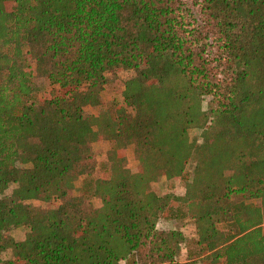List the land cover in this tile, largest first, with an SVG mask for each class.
I'll return each mask as SVG.
<instances>
[{"label":"trees","instance_id":"obj_1","mask_svg":"<svg viewBox=\"0 0 264 264\" xmlns=\"http://www.w3.org/2000/svg\"><path fill=\"white\" fill-rule=\"evenodd\" d=\"M7 1L0 192L14 186L0 196V253L11 252L0 264H196L174 260L179 230L155 228L179 199L149 189L157 175L183 184L200 264H264V0ZM124 69L121 100L97 124L84 107ZM34 77L52 91L36 97ZM128 140L141 171L124 165ZM99 141L102 174L70 194Z\"/></svg>","mask_w":264,"mask_h":264},{"label":"rangeland","instance_id":"obj_2","mask_svg":"<svg viewBox=\"0 0 264 264\" xmlns=\"http://www.w3.org/2000/svg\"><path fill=\"white\" fill-rule=\"evenodd\" d=\"M12 5V1L5 2V7L10 8ZM133 74V71L130 69H124L119 71H113L106 73L105 80L103 82L101 91L99 95L94 99V103L89 106L84 107V112L86 114L92 115L95 119L97 124H100L105 120V114L102 112H108L109 114L112 113L113 106L120 102L121 97V89L123 82L126 78L130 77ZM36 85L39 87V92L37 93L36 97L42 98L43 96L47 95L50 89L53 86L47 84V81L43 77H34L33 78ZM56 89V87H55ZM54 89V90H55ZM52 91V90H51ZM50 91V92H51ZM56 91L60 92V90L56 89ZM49 92V93H50ZM208 96H203L200 101L199 108L204 111L207 105ZM113 105V106H112ZM193 111H195V104L190 106ZM204 115L203 118L206 122L209 120L210 116L208 112ZM195 119V115H194ZM199 118H196V122ZM205 122V123H206ZM198 124L193 125V127H189L187 129V134L189 138H193L197 134H199L200 130H196ZM93 154L91 158L87 161L86 167L84 171L73 180V187L68 190L70 194H78L81 190V186L83 187V182L86 180H92L96 176L102 174V169L97 167V163L101 160H104L105 157V149L107 147L104 141H99L91 145ZM125 167L132 171H141L140 164L136 159L134 153V145L131 140L126 141L125 146ZM190 168V166H187ZM191 169V168H190ZM14 186V184H10L6 189L0 192V196L4 194H8L10 189ZM148 187L150 190L155 192L156 194H172L179 199L170 201L169 211L166 212L164 216H159L156 219L155 228L157 230H169V229H177L179 230L184 238L186 239L185 242L179 245V250L174 257V260L177 262H181L184 260H193L196 264H200L203 262L207 256L204 253H198L194 250V247L191 244V241L196 237L195 231V224L192 218V210L194 209L192 203L186 204L181 201V197L183 195V184L175 178H165L163 175H157L154 180L148 183ZM253 201H258L257 199ZM33 206L39 207H49L56 204V200H52L50 202H41L37 200L29 201ZM100 201L99 198L96 196H92L84 201V206L86 208H94L99 205ZM221 226V225H219ZM264 227V224H263ZM26 228L24 226H18L15 228L10 229V231L6 234V238L8 241L10 240H20L23 238ZM192 246V247H191ZM0 257L2 259H6L11 257V252L9 248L4 249L0 253ZM17 264H21L18 262ZM119 264H123L120 261Z\"/></svg>","mask_w":264,"mask_h":264}]
</instances>
